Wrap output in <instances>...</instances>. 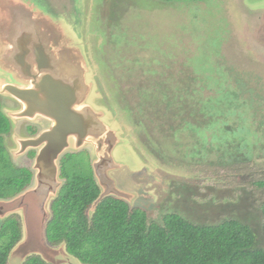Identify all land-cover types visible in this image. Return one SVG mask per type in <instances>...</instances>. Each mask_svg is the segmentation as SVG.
Instances as JSON below:
<instances>
[{
	"label": "rangeland",
	"instance_id": "1",
	"mask_svg": "<svg viewBox=\"0 0 264 264\" xmlns=\"http://www.w3.org/2000/svg\"><path fill=\"white\" fill-rule=\"evenodd\" d=\"M23 1L59 23L69 47L83 55L91 86L87 103L116 134L113 159L120 168L111 177L131 195L129 208L160 224L169 213L197 224L236 218L253 229L264 249V189L256 184L264 180V0ZM9 81L0 73V84ZM0 99V112L7 117L18 109L11 97ZM9 119L7 153L15 167L33 175L31 149L20 153L17 147L26 135L24 121ZM221 129L239 137L214 142L212 134L222 137L215 132ZM233 147L240 151L231 152ZM80 151H86L92 166V148L69 153ZM82 157L66 161L63 170H85ZM13 190L0 189V194L11 196ZM7 217L16 218L22 229L21 211ZM47 242L42 255L22 256L30 249L13 255L12 250L6 264L31 257L45 264H78L62 243Z\"/></svg>",
	"mask_w": 264,
	"mask_h": 264
},
{
	"label": "water",
	"instance_id": "2",
	"mask_svg": "<svg viewBox=\"0 0 264 264\" xmlns=\"http://www.w3.org/2000/svg\"><path fill=\"white\" fill-rule=\"evenodd\" d=\"M0 5L4 12L0 14V73L10 80L0 84V95L11 97L22 107L8 118L21 121L39 117L48 125L37 137L19 143L20 153L28 149L36 152L32 186L9 199H0V219L21 211L23 240L11 252L17 255L30 249L22 256H37L47 249L50 208L48 204L46 213L45 206L59 192V163L71 148L76 152L92 148L93 177L100 193L91 212L107 197L128 205L131 195L120 190L111 177L120 168V162L113 159L118 140L101 113L87 103L91 86L85 78L88 70L81 52L69 47L67 34L59 23L30 2L0 0ZM13 78L21 84L13 83Z\"/></svg>",
	"mask_w": 264,
	"mask_h": 264
},
{
	"label": "trees",
	"instance_id": "3",
	"mask_svg": "<svg viewBox=\"0 0 264 264\" xmlns=\"http://www.w3.org/2000/svg\"><path fill=\"white\" fill-rule=\"evenodd\" d=\"M163 3L201 2L203 0H156ZM214 112V110H213ZM206 114L211 115L206 111ZM210 125V124H209ZM9 127L0 112V189L9 188L19 193L31 183L32 173L17 168L4 147L2 134ZM222 137L211 136L214 142L228 141V136L239 137L228 129L218 130ZM198 135L202 130L195 129ZM240 151L233 147L231 152ZM85 158V170L64 171V163ZM234 163L237 157L229 154ZM15 176H11L12 174ZM65 185L50 204V219L46 225V239L51 245L64 244L67 254L82 264H264V249L252 228L236 218H224L214 223L197 224L180 214L169 213L162 222H149L140 209L130 210L125 201L107 197L86 215L99 196L92 172L83 153L65 156L61 165ZM264 189V180L256 183ZM12 194L11 196H13ZM8 193L0 198H9ZM10 196V197H11ZM263 217L264 204L260 207ZM21 225L14 217L0 222V264H6L10 252L20 242ZM23 264H45L31 257Z\"/></svg>",
	"mask_w": 264,
	"mask_h": 264
},
{
	"label": "flooded vegetation",
	"instance_id": "4",
	"mask_svg": "<svg viewBox=\"0 0 264 264\" xmlns=\"http://www.w3.org/2000/svg\"><path fill=\"white\" fill-rule=\"evenodd\" d=\"M45 8L47 9V13H49L50 11H51V6L48 4V5H45ZM4 76H6V75H4ZM6 78L9 80V78L6 76ZM6 97V96H5ZM16 103H17V105H18V109L16 108H14L12 111H18V110H20L22 107H21V105L16 101V100H14ZM3 101H2V99H0V107H1V103H2ZM29 110H32V108H29ZM3 115H4V117L8 120V124H9V127L7 128V131H5L3 134H2V139H3V144H4V141L6 140V138L8 137L9 139H10V137H11V131H12V121L5 115V113L3 112ZM21 121H24L23 122V124H22V126H23V129H24V131H26V135H23V137L20 139V140H18L17 141V147H20V145H19V143L21 142V141H25L26 139H30V138H34V137H37L39 134H41V132L42 131H44L47 127H48V125L46 124V122L44 121V122H42L41 120H40V118L39 117H36V118H34V119H32V120H30V119H25V120H21ZM4 147H5V145H4ZM6 149V148H5ZM7 151V150H6ZM26 151V150H25ZM24 151V152H25ZM81 153H83L84 154V156L86 157V159H87V154H86V151H80ZM69 154H74V153H67V154H65L64 156H62V158H61V160H60V163H59V180L62 182V184H61V187H60V189H59V192L57 193V195H56V197L55 198H53L51 201H50V203L51 202H53V201H55L56 200V198L58 197V195H59V193H60V191L62 190L61 188L63 187V185H65V182H66V180H65V178L62 176V173H61V165H62V163L64 162V159H65V156L67 157V155L69 156ZM9 155V154H8ZM27 156H30V158L32 159V161H33V159H34V156H35V151L34 150H31V151H28V153H27ZM9 158H10V155H9ZM10 162H11V159H10ZM87 162H88V167L90 168V171L92 172V176H93V171H92V166L90 165V162H89V160L87 159ZM12 163V162H11ZM93 179H94V177H93ZM95 181V180H94ZM31 182H32V180H31ZM97 186V185H96ZM17 194V193H16ZM15 195V194H14ZM130 209V208H129ZM134 209H136V208H134ZM130 210H133V209H130Z\"/></svg>",
	"mask_w": 264,
	"mask_h": 264
}]
</instances>
